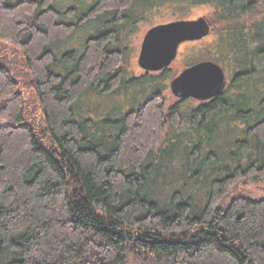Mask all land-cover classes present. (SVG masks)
I'll list each match as a JSON object with an SVG mask.
<instances>
[{
    "label": "trees",
    "instance_id": "trees-1",
    "mask_svg": "<svg viewBox=\"0 0 264 264\" xmlns=\"http://www.w3.org/2000/svg\"><path fill=\"white\" fill-rule=\"evenodd\" d=\"M186 1L238 30L215 49L235 72L164 112L168 72L126 73L116 35L169 0H0L23 62L19 78L0 59V264H264V199L221 207L264 181V0ZM117 96L100 122L81 116Z\"/></svg>",
    "mask_w": 264,
    "mask_h": 264
},
{
    "label": "rangeland",
    "instance_id": "rangeland-1",
    "mask_svg": "<svg viewBox=\"0 0 264 264\" xmlns=\"http://www.w3.org/2000/svg\"><path fill=\"white\" fill-rule=\"evenodd\" d=\"M186 0H169V2H165V7H160L158 11L155 13H149L146 18L142 19L136 29L134 30V33L131 35V38L128 40V45L130 46L129 54H127L128 61L127 64L124 65V69L129 71L131 74L135 75H142L143 70L139 68L137 65V55L138 51L140 49V43L142 41L144 33L153 25H157L160 23H168L172 20H181V18H187L192 19L199 16H205L212 24V32L209 34L207 38H205L200 43H183L182 46L179 48L178 52V58L168 66L167 74L165 76V79L162 81V84L164 87L162 91L159 93L160 99L158 100L159 105L163 104V107L166 112V110L173 106L174 104H177L179 100L176 99V97L171 93L170 89L168 88V83L173 80L172 77L177 75L180 71L183 70L185 66H187L190 61H194V58L199 60H205V59H213L214 61H219V64H225L226 71L231 72L233 67L231 65H227L226 63L222 62L220 59L223 58V55L221 56L219 53H215L216 46L220 44V40L225 36L224 38V44H225V51L227 47V53H229V48L232 45V39L235 31H238L236 28L232 31V27H230L228 30L227 28H224L221 24H219V20L216 18V12L214 9L210 8L207 5H198V6H189L187 5ZM183 5V6H180ZM258 16H254L255 19H258ZM250 18H245L243 21H247ZM235 39V38H234ZM227 42V46H226ZM223 45L217 47L218 50H222ZM226 53V52H225ZM230 54V53H229ZM218 55L219 57H216ZM227 55V54H226ZM21 54L17 51V47L12 44L11 41L7 39L0 40V59L4 58V61L6 63L14 64L16 68V75L19 76V72H22L21 67H23V62L21 59ZM126 57V58H127ZM216 58V59H215ZM232 64V62H231ZM260 68V67H259ZM258 68V69H259ZM24 73V72H23ZM128 94V93H127ZM126 94V96H127ZM148 95H144L140 99H146ZM135 96V101L138 100L139 96ZM137 97V98H136ZM124 96H117L112 98H96L93 97V99L88 98V100H85L83 102H87V105H84V108L82 106L81 109V116L84 114L87 115L89 118H91L92 122H100L103 112H105V108L108 105L114 104H120L123 105L125 102H123ZM128 99V98H127ZM196 103L195 101L187 102L186 105L190 106V104ZM121 110V109H120ZM119 110V111H120ZM39 118V116H38ZM168 131V130H167ZM166 131V136L169 134V132ZM169 136V135H168ZM170 138V136H169ZM175 156H180L181 153L174 154ZM234 197H248L253 200L257 199H264V181H258V182H247L243 184H239L235 186L233 190H231L227 196L223 197V201L221 203V207H226L227 204L232 200Z\"/></svg>",
    "mask_w": 264,
    "mask_h": 264
},
{
    "label": "water",
    "instance_id": "water-1",
    "mask_svg": "<svg viewBox=\"0 0 264 264\" xmlns=\"http://www.w3.org/2000/svg\"><path fill=\"white\" fill-rule=\"evenodd\" d=\"M211 22L205 17L196 20L171 22L167 25L152 27L144 36L138 54L137 65L140 68L151 64L153 67H166L172 63L178 46L182 41L200 40L212 31ZM220 68L205 61L193 67L183 69L170 84V88L182 85L186 88L184 97L206 102L220 92Z\"/></svg>",
    "mask_w": 264,
    "mask_h": 264
},
{
    "label": "flooded vegetation",
    "instance_id": "flooded-vegetation-1",
    "mask_svg": "<svg viewBox=\"0 0 264 264\" xmlns=\"http://www.w3.org/2000/svg\"><path fill=\"white\" fill-rule=\"evenodd\" d=\"M106 2H108V1H106ZM97 3V4H96ZM95 4L96 5H98L99 4V2H95ZM106 3H102V5H105ZM101 5V6H102ZM160 7H165V3L162 5V4H158V6H151V7H147V9H145L144 11H143V13H142V17H139V14L137 13V12H135V13H132L131 14V17L133 18L132 20L133 21H131V22H127V23H125V26H123V31L124 32H121V36L120 37H118V35H116V38L118 39V43H121V44H127V46H128V48H129V51H130V46L128 45V40L131 38V35L134 33V30L136 29V27L138 26V24H139V22L142 20V19H144V18H146L147 17V15L149 14V13H155L156 11H158V9L160 8ZM98 8H100V5H98ZM139 17V18H138ZM200 17H203V16H199V17H196V18H192V19H187V18H181V20H186V21H192V20H196V19H198V18H200ZM181 20H172V21H170V22H168V23H160V24H157V25H153V26H151L150 28H152V27H156V26H159V25H167V24H170L171 22H178V21H181ZM211 27H212V24L210 25ZM149 28V29H150ZM148 29V30H149ZM148 30L144 33L145 35H146V33L148 32ZM101 32H103L104 30L103 29H101L100 30ZM107 31H111V30H107ZM121 31H122V29H121ZM144 35V36H145ZM144 36H143V38H144ZM209 35H207V36H205L204 38H202V39H200V40H193V41H182V43H180V45L178 46V48H177V51H176V56H175V58H174V60L172 61V62H174L177 58H178V52H179V48L182 46V44L183 43H200L201 41H203L205 38H207ZM143 38H142V40H143ZM142 42V41H141ZM141 44V43H140ZM140 48H141V46H140ZM129 51L127 52L128 54H129ZM139 51H140V49H139ZM139 51H138V54H139ZM137 57H138V55H137ZM216 57H219L218 55H216ZM138 60V59H137ZM205 61H209V62H211L212 63V65H214V66H218L219 68H220V70H218V73L219 74H221L220 76H221V79L219 80V87H220V92H218V94L217 95H215V97H213V98H211L210 100H213V99H215L216 97H218V95H221L223 92H224V90L227 88L226 86L228 85V83H229V81L234 77L233 76V73L235 72V69H234V72H233V69H232V71L231 72H228V70L226 71V66H225V64H219V61H214L213 59H205V60H199V59H196V58H194V61H190L189 63H187L188 65L187 66H185L183 69H185V68H188V67H193L195 64H200V63H203V62H205ZM225 63V62H224ZM172 64V63H171ZM168 66H170V65H168ZM168 66H166V67H164V66H162L161 68L160 67H153L151 64H149V66H147V67H145V69H143V68H141L142 70H143V72H145V73H161V72H163V71H167L168 70ZM140 68V67H139ZM226 68V69H225ZM183 71V70H182ZM182 71H180L178 74H180ZM177 74V75H178ZM177 75H175L174 77H172L173 79L177 76ZM173 80L171 79V81L168 83V88L170 89V91H171V93L176 97V99L177 100H179L178 102H177V104H180V103H184L186 100H192V101H197V102H200V101H198V100H195V99H192L191 97H184V95L186 94V88H184L182 85H177L174 89L175 90H172L171 88H170V84H171V82H172ZM210 100H207V101H210ZM206 101V102H207Z\"/></svg>",
    "mask_w": 264,
    "mask_h": 264
}]
</instances>
